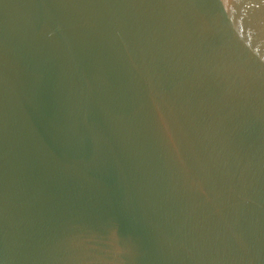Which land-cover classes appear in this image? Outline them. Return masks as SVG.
Wrapping results in <instances>:
<instances>
[{
    "label": "water",
    "instance_id": "water-1",
    "mask_svg": "<svg viewBox=\"0 0 264 264\" xmlns=\"http://www.w3.org/2000/svg\"><path fill=\"white\" fill-rule=\"evenodd\" d=\"M0 264H264V0H0Z\"/></svg>",
    "mask_w": 264,
    "mask_h": 264
}]
</instances>
